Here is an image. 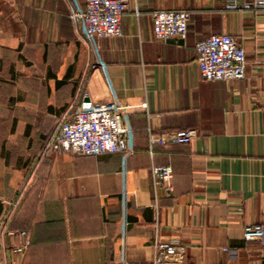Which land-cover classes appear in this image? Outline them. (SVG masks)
Here are the masks:
<instances>
[{"label": "crops", "instance_id": "1", "mask_svg": "<svg viewBox=\"0 0 264 264\" xmlns=\"http://www.w3.org/2000/svg\"><path fill=\"white\" fill-rule=\"evenodd\" d=\"M256 1L127 0L122 36L96 40L107 81L69 19L72 0H0V264H155L157 243L185 247L165 264H264V238L243 239L264 223ZM159 10L190 14L184 40L153 39ZM221 33L244 48L245 78L202 81L194 45ZM111 90L132 107L125 170L119 153H44L66 113ZM149 129L194 137L150 151ZM153 166L171 168L168 190Z\"/></svg>", "mask_w": 264, "mask_h": 264}, {"label": "built area", "instance_id": "2", "mask_svg": "<svg viewBox=\"0 0 264 264\" xmlns=\"http://www.w3.org/2000/svg\"><path fill=\"white\" fill-rule=\"evenodd\" d=\"M257 6H264V0H257ZM230 7L235 8L232 4ZM128 9L127 0H72L69 19L81 37L97 54V39L122 36V16ZM190 14L184 10H159L151 15L153 39L168 42L172 39L184 40L188 32ZM196 63L202 81H229L245 78L248 65L246 52L231 35L212 34L196 41L194 45ZM95 64L109 81L105 65L96 55ZM85 98H88L85 96ZM132 107L123 103L111 90L106 102H93L89 98L71 112L65 114L55 131L48 137L44 153L63 152L75 156H96L104 153H119L123 169L128 157L133 154V130L130 124ZM148 147H163L171 142L186 145L194 135L188 130L147 133ZM153 183H163L169 189L172 177L170 167L153 166ZM125 186L122 200L127 198ZM264 223L245 227V241H262ZM28 244V241L25 243ZM158 255L155 264H165L169 257L185 254L183 245L156 244ZM124 264H126L124 262Z\"/></svg>", "mask_w": 264, "mask_h": 264}, {"label": "water", "instance_id": "3", "mask_svg": "<svg viewBox=\"0 0 264 264\" xmlns=\"http://www.w3.org/2000/svg\"><path fill=\"white\" fill-rule=\"evenodd\" d=\"M88 100V98H85V101H87Z\"/></svg>", "mask_w": 264, "mask_h": 264}]
</instances>
